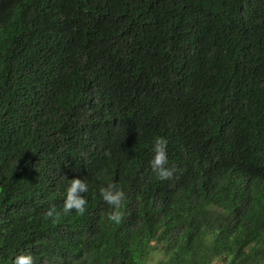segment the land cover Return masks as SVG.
<instances>
[{
    "label": "trees",
    "instance_id": "trees-1",
    "mask_svg": "<svg viewBox=\"0 0 264 264\" xmlns=\"http://www.w3.org/2000/svg\"><path fill=\"white\" fill-rule=\"evenodd\" d=\"M29 252L264 264V0H0V264Z\"/></svg>",
    "mask_w": 264,
    "mask_h": 264
},
{
    "label": "clouds",
    "instance_id": "clouds-1",
    "mask_svg": "<svg viewBox=\"0 0 264 264\" xmlns=\"http://www.w3.org/2000/svg\"><path fill=\"white\" fill-rule=\"evenodd\" d=\"M166 138L157 136L153 145L154 157L151 160L152 171L156 174L157 179H170L173 170L166 167L169 163L167 155ZM88 184L81 179H73L69 181V187L67 188L66 198L63 203V214H68L75 210L79 214H84L86 211L87 200L84 196L88 192ZM100 195L103 200L111 205L114 209L111 214V219L117 222L121 218L119 211L122 202L125 199V193L115 183H108L105 187L100 188ZM46 218H53L54 222H57L61 216L60 212H57L55 206H51L45 213ZM14 264H35L33 255L29 252L26 254H20L15 257Z\"/></svg>",
    "mask_w": 264,
    "mask_h": 264
}]
</instances>
